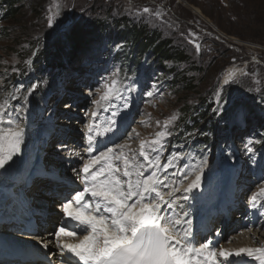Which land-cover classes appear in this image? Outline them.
<instances>
[{
  "label": "rangeland",
  "instance_id": "1",
  "mask_svg": "<svg viewBox=\"0 0 264 264\" xmlns=\"http://www.w3.org/2000/svg\"><path fill=\"white\" fill-rule=\"evenodd\" d=\"M1 2L0 101L10 98L0 127H14L9 121L24 127V139L42 146L38 164L56 170L72 152L78 157L72 169L78 173L90 155L127 143L131 156L142 140L151 141L166 130L170 135L162 138L159 155L163 163L176 157L167 169L179 178L174 185L179 187L182 173L190 174L187 184L195 178L193 170L201 167L205 186L211 178L231 181L241 206L249 203L254 210L249 216L262 213L255 225L241 222L235 235L241 234V227H253L259 233L249 235L256 247H264V195L251 199L264 187V0H62V14L51 28L48 9L52 6L54 12L58 0H18L14 15L8 14L11 6ZM144 7L162 15L142 13ZM99 24L153 35L148 50L137 52L140 64L130 61L124 66L112 58L124 46L129 52L136 50L134 37L128 44L94 37L84 49L76 47L80 50L75 57H68L75 52L71 38L76 29L93 31ZM193 41L200 45L199 51ZM161 46L169 50L166 57L154 51ZM36 52L37 58H45L38 61L39 71L33 66ZM54 58L58 67L52 68ZM229 66L242 68L244 74L224 85L218 103L216 93ZM113 79L119 91L102 100L105 85ZM97 100L100 106L94 103ZM173 116L176 119L165 129L164 122ZM110 119L115 120L113 131L104 133ZM90 127L95 131L90 133ZM181 129L187 138L177 136ZM58 134L62 144L54 147ZM89 134L97 136L91 153H87ZM48 156L55 159L48 162ZM71 166L67 171L72 172ZM183 201L184 207L199 209L196 200ZM222 223L217 215L214 237L225 234Z\"/></svg>",
  "mask_w": 264,
  "mask_h": 264
},
{
  "label": "snow or ice",
  "instance_id": "2",
  "mask_svg": "<svg viewBox=\"0 0 264 264\" xmlns=\"http://www.w3.org/2000/svg\"><path fill=\"white\" fill-rule=\"evenodd\" d=\"M63 7L62 0H58L54 12L49 6L48 27L56 23ZM141 11L157 17L162 15L159 10L153 12L148 7ZM193 43L199 51L200 45L195 41ZM237 72L244 74L242 69L233 68L224 77L223 83L232 81ZM117 84L114 79L106 84L101 99L107 101L116 95L119 91ZM216 96L219 103V91ZM9 98L0 101V124L7 115L5 106ZM94 103L100 106L101 101ZM127 106L125 102L124 107ZM112 115L117 116L118 113ZM175 119L173 116L171 120H166L165 129ZM8 123L14 124V127L7 130L0 127V168L20 153L24 142V127L14 121ZM114 125L115 120L110 119L103 132L113 131ZM94 131L95 128L90 127L89 132ZM167 135L170 132L165 130L156 133L151 141L142 140L138 152L131 156L129 152L132 150L127 143L107 147L89 156L82 168L83 188L74 196L65 198L66 202L62 204L64 223L55 232L59 253L61 256L67 254L68 264H232L229 258L233 256L241 257L235 264H247L244 256L255 257L260 264H264V247H243L235 251L221 248L217 251L210 240L198 244L192 239L191 221H183L187 227L178 228L182 224L181 219L163 211L164 208L171 210L177 206L181 197L175 193L198 188L203 175L201 167L193 170L195 178L187 185L184 181L189 179V173L181 174L183 178L179 187L168 182L167 169L173 166L176 157L168 159L167 163L161 160L162 138ZM96 140V135L87 136L89 153ZM161 168L164 169L163 174ZM258 195H264V187L252 196V201H256ZM78 233H84L83 237L78 238ZM44 246L47 247V244Z\"/></svg>",
  "mask_w": 264,
  "mask_h": 264
},
{
  "label": "bare ground",
  "instance_id": "3",
  "mask_svg": "<svg viewBox=\"0 0 264 264\" xmlns=\"http://www.w3.org/2000/svg\"><path fill=\"white\" fill-rule=\"evenodd\" d=\"M197 10V12L202 13L199 9ZM233 68L242 69L238 68L237 66H229L224 72L223 80L224 77L227 76L228 72ZM240 75L241 72H237L236 77L230 82H233ZM223 80L222 84L220 85L219 92L222 91L224 85H228L230 83L229 82L228 84H224ZM89 94H91V91ZM31 128L32 124L29 123L28 130H30ZM123 130L124 127L121 129V131ZM61 141L62 140L58 134V136L54 138V143L52 144V146H60L62 144ZM69 144L70 143H68L67 145ZM76 146L77 144L74 148H76ZM21 147L22 148L20 153L14 156L13 159L9 161L8 164H6L3 168H0V170L3 171L4 174L8 175L7 180H5V178L0 179L1 182L3 181V193L0 194V212H2L4 215H7V213L13 214L16 212L15 215L17 216V218H13L14 221L12 224L8 222L4 224V226H0V230H10L12 232L15 231L19 233L20 225L18 224V222L23 220V218L27 220L29 217H32L37 221L39 232L37 234L31 233V236L26 237L20 235L19 236L22 239L29 238L30 240L37 241V246L30 248H33L35 251L37 250V252H39L44 257L48 255V258L58 259L61 256L58 252V247L55 245L49 246V241L52 240L50 239L52 237L50 230L52 231L53 227L51 226L55 223L56 220L59 219L58 214H60V212H58V205L56 203H59L60 200L62 201V196H65L64 192L67 191V194H72L73 187H75L79 183L78 180H81L82 175H78V173H76L72 169L75 167V163L77 162L78 157L68 150L70 154L66 158V164L58 167L56 170L52 167H49V169H47L45 163L42 164L41 162L40 164H38V158H40V152L42 151V146H39V143L36 144L32 139L25 138ZM48 149V154L50 155L53 147H50ZM46 159L49 162L55 159V156H48V158ZM73 162L74 164H72ZM67 165H72L70 167V169H72V172L67 171ZM162 170L163 168H161V172ZM38 173H44L46 177L40 176L36 178L35 180H33L34 184L31 185L33 176ZM174 174L167 172V175L169 177L168 182L172 183L173 185L176 184L179 180V178H177L176 180ZM13 180H15L16 182H13ZM7 185H10L11 187H7ZM12 187L14 188V193L12 192ZM168 190L169 189H164V191ZM74 191L73 194L75 193ZM175 195L177 197H181V199L177 201V206H175L171 210H169L168 208H164L163 211L170 216L174 215L175 218L181 219L182 224L178 225V228H186L187 224L183 223V221H191V227L196 229V231L200 230L197 236L198 243H205L210 240L213 242V245L216 247L217 251H219L221 248L235 251L239 248H243V244H245L244 247L258 248L255 245V241H253V235H249V233H259L253 227L249 230H242L244 227H241V234L237 235L238 238H236L237 236L235 235V231H238L237 227L240 224V221L238 220L236 222L238 216L236 217V215H234L233 217V214H231L229 210L233 206L236 207L238 200L236 199L237 195L232 189L230 181L227 183H223V181L219 182L218 178H211L210 184H207L206 186L203 181H201L200 186L193 189L191 192L180 191L175 193ZM184 196L189 198V200H196L199 204V209L195 210L192 205H187L184 207L183 204H180L181 201L185 200L183 199ZM60 206L62 207V204ZM251 210L247 206L242 211H244V213H247L249 211L251 212ZM217 215L221 216L222 218L223 223L220 226H223L222 230L225 232V234L219 233L217 235L216 233V236L214 237L215 231L213 224L215 225V218L217 217ZM9 221L11 222L12 218H10ZM230 233H233V235H230L231 238L229 237L227 239L226 236H228ZM246 233H248L247 236ZM83 235L78 238H82ZM15 236L18 235L15 234ZM225 237L227 240L230 239L229 242H227V240L224 241ZM45 244H47V247L44 246ZM220 259L222 260L223 258ZM243 259L247 261V264H260V262L257 261L255 257L244 256ZM229 260L232 262V264H235L236 261L241 260V257L233 256L230 257Z\"/></svg>",
  "mask_w": 264,
  "mask_h": 264
},
{
  "label": "trees",
  "instance_id": "4",
  "mask_svg": "<svg viewBox=\"0 0 264 264\" xmlns=\"http://www.w3.org/2000/svg\"><path fill=\"white\" fill-rule=\"evenodd\" d=\"M18 0H2V4L5 3L7 5H10L11 8H10V13L8 12L9 15H14L17 10H18V7H14L15 3H17ZM76 34H74V38H71L72 41L74 42V48L75 49V52L73 51L70 55H68V57L70 58H73L75 57V54L80 50V49H84L85 48V45L87 43H89L94 37H97V39L101 42L104 37L105 38H108L109 41L112 40V42L110 43H113V41H116V42H122V41H125L127 44L132 41L130 40L129 41V38H133L134 37V42H132L133 44V48H135L136 50L132 49L131 52H129V50L127 49V46H124L122 47L121 50H118L115 52L114 54V57L116 60L120 61L121 62V65H124V66H127L129 64L130 61H133L135 63H137L139 60H140V57L139 55L137 54V52H142V51H147L148 50V47L149 45H151L153 42V35H150V34H146L145 32H140V30H126V31H115V30H109L108 28H106L104 25H96L94 27V30L91 31L90 29L89 30H85L83 31L82 29H76ZM90 31V32H89ZM96 31V33H95ZM133 34V35H131ZM91 35V36H90ZM131 35V36H130ZM93 41V40H92ZM80 45V46H79ZM81 47L79 50L76 48V47ZM154 51L155 53L161 55L159 57H166L167 55H169L168 53V49L166 48V46H161V49L157 47H154ZM37 53V52H36ZM63 52H61L60 54H62ZM37 55H39V53H37L34 57V67L36 68V70H40V66H39V63L38 62L39 60H44L45 58L43 57L44 55L41 56V58L43 59H39L37 58ZM61 58L60 55L58 56V59ZM45 61V60H44ZM55 62L54 65H51L52 68H55L58 64L56 63V59L54 58V60H52ZM60 64L62 62V59L59 60ZM138 64H140V61L138 62ZM50 66V65H49ZM50 66V67H51ZM58 67V66H57ZM253 113V112H252ZM251 113V114H252ZM258 119V118H257ZM260 120V118L258 119ZM187 125V124H185ZM196 125H198V123H196ZM185 130L184 129H181V132L179 133V137H185ZM187 138V137H185ZM205 139H209V137H207V135L204 136ZM201 139V138H200ZM206 141V140H204Z\"/></svg>",
  "mask_w": 264,
  "mask_h": 264
}]
</instances>
